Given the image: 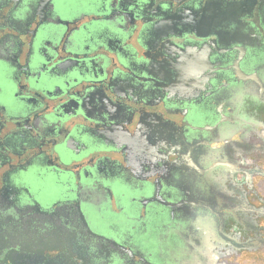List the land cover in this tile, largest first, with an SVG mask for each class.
<instances>
[{"label": "flooded vegetation", "instance_id": "1", "mask_svg": "<svg viewBox=\"0 0 264 264\" xmlns=\"http://www.w3.org/2000/svg\"><path fill=\"white\" fill-rule=\"evenodd\" d=\"M0 214V264H264V0H0Z\"/></svg>", "mask_w": 264, "mask_h": 264}, {"label": "water", "instance_id": "2", "mask_svg": "<svg viewBox=\"0 0 264 264\" xmlns=\"http://www.w3.org/2000/svg\"><path fill=\"white\" fill-rule=\"evenodd\" d=\"M66 17H69V16H66ZM62 19H61L62 22H60V24L63 27L66 25L67 22H64ZM57 36L62 37V35H57ZM62 39L63 37L60 39L57 38L56 41L58 43H61ZM65 40L66 41H64L62 45L61 51L63 54L67 55L68 57L59 59L56 62H52V64L49 65V68H48L49 72L58 70L60 66L61 67L65 66L68 61H71V62L74 61L75 63H77V65L74 67L64 69L61 75H55L54 77H50L48 75V77H44V80L47 81L48 83H43L40 86V89H43V91H45L44 93L46 94V97L49 98L48 102L55 103L57 107H61V108L63 107L62 103L66 102L68 98H71V97L76 98L75 96L76 94H72L74 93L73 91L77 90L79 94L82 93L83 95H85L91 89L88 87V85L91 84L92 81L95 80L87 72H83L81 69L82 65H85L86 63L88 65L91 64V61L89 60V58L88 57H82L79 59L76 58V57H79L78 55L83 52L82 50L83 43H82L81 37L79 35H70ZM55 56H58V53L55 52L54 58ZM58 61L60 63L56 64ZM55 90L60 91L59 94L53 93V91ZM53 118L56 119L57 117H53ZM66 143L67 141L64 142L65 146H66ZM63 162L64 163L66 162L64 158H63ZM49 203L50 201L45 197H40L38 198L37 201H29L28 203L27 199L20 196L17 199V206L15 207V210L13 211V213H14V216L18 215L17 209L19 210L23 209L27 205H32V206L42 205L46 207V205H49Z\"/></svg>", "mask_w": 264, "mask_h": 264}, {"label": "crops", "instance_id": "3", "mask_svg": "<svg viewBox=\"0 0 264 264\" xmlns=\"http://www.w3.org/2000/svg\"><path fill=\"white\" fill-rule=\"evenodd\" d=\"M88 44H89V42H88Z\"/></svg>", "mask_w": 264, "mask_h": 264}]
</instances>
